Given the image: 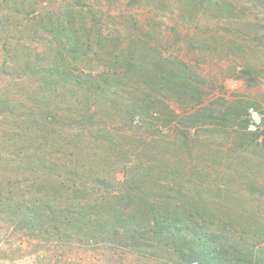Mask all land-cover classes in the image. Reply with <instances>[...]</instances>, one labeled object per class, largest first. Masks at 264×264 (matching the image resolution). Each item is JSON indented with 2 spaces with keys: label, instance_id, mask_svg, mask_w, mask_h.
<instances>
[{
  "label": "trees",
  "instance_id": "trees-1",
  "mask_svg": "<svg viewBox=\"0 0 264 264\" xmlns=\"http://www.w3.org/2000/svg\"><path fill=\"white\" fill-rule=\"evenodd\" d=\"M4 1L8 4L6 13L0 14V32L13 27L11 18L19 19L18 32L32 40L24 48L16 39V50L13 42L3 40L0 77L8 78L18 69L17 64H23L28 92L36 95L41 105L68 87L86 90L102 104L120 93L135 103L136 109L130 107L125 114L129 125L138 127L147 117L163 123L160 112L166 111L169 125L233 130L238 137L244 132L253 135L256 143L261 141L264 149V124L262 130H249L252 111L257 112L250 107L257 105L243 106V101L226 98L221 99V105H204L207 79L190 59L167 55L159 42L148 40L151 30L141 20L129 24L123 12L113 15L102 0L98 4L93 0ZM143 1L133 0L132 4ZM169 2L174 11L194 14L197 21L211 9L224 15L227 22L246 21L255 12L264 13V0ZM193 35L190 30L185 36ZM20 48L25 55L20 59L23 63L16 56ZM104 59L109 63L104 65ZM248 73L242 68L239 77ZM15 84L21 85L12 82L11 86ZM2 88L6 89L5 84ZM139 99L150 103L141 106ZM93 106L90 117L94 119L97 105ZM188 106L192 112L181 117ZM52 112L40 119L37 131L47 133L45 129L55 123L59 112ZM82 169L85 167L69 172L75 177L72 172ZM35 175L21 191L0 178V213L10 216L7 227L0 220V264H96L108 246L117 253L114 264H128L120 255L123 250L148 261L160 257L162 264H264V231L248 224L247 215L196 208L192 197L167 207L149 204L133 210L123 206L122 192L96 193L95 180L91 184L72 178L69 187L63 177L54 178L46 172ZM98 181L105 180L99 177ZM33 187L39 190H31ZM3 254L22 258L5 260Z\"/></svg>",
  "mask_w": 264,
  "mask_h": 264
},
{
  "label": "rangeland",
  "instance_id": "rangeland-1",
  "mask_svg": "<svg viewBox=\"0 0 264 264\" xmlns=\"http://www.w3.org/2000/svg\"><path fill=\"white\" fill-rule=\"evenodd\" d=\"M58 1L62 0H54ZM93 1L98 4L101 0ZM102 1L113 15L123 12L129 24L133 20L146 24L151 30L148 40L159 42L165 54L179 55L196 65L209 83L202 101L204 105L213 102L221 105L223 98L243 101V106L257 105L250 107L257 112L252 111L253 125L249 130L256 132L255 127L262 130L264 13L255 12L246 21L240 18L227 22L224 15L211 9L197 21L194 14L174 11L169 0H144L141 4H132L133 0ZM7 4L0 0V14L6 13ZM10 20L13 27L0 32V46L7 38L13 42V50L19 47L14 45L16 39L27 48L31 37L18 32L19 19ZM194 29L197 31L193 32ZM190 30L195 34L192 38L185 36ZM18 50L16 56L20 61L25 55L21 48ZM101 62L109 63L107 59ZM17 66L8 78L0 77L3 90L0 93V178L12 183L16 190L28 188L35 173L63 177L69 187L72 178L91 184L95 180L96 193L122 192L123 206L133 210L145 209L149 204L167 207L192 197L193 207L218 210L225 215H247L248 224L259 232L264 231V149L261 141L258 144L253 140V135L243 132L239 135L243 137H238L233 130H191L175 123L169 125L166 111L160 112L163 123L147 117L138 127L129 125L125 114L130 107L136 109L134 100L129 101L127 95L123 98L119 93L114 100H102L103 105L93 99L94 94L88 95L77 86L66 88L41 105L37 96L28 92L29 79L25 77L24 65ZM242 68L249 73L240 78ZM12 82L21 85L11 86ZM3 84L6 89L2 88ZM139 103L144 106L150 102L139 99ZM93 105H97L94 119L90 117L94 113ZM189 110L188 106L181 117ZM51 111L61 116L58 114L55 123L45 129L47 133L37 131V123ZM77 167L85 169L73 171L75 177L71 176L70 169ZM99 177L105 181H98ZM9 218L0 213L6 227ZM112 249L108 246L103 250L96 264H114L113 256L117 253ZM126 252L123 250L120 255L128 264H162L160 257L148 261ZM1 257L22 258L10 254Z\"/></svg>",
  "mask_w": 264,
  "mask_h": 264
}]
</instances>
